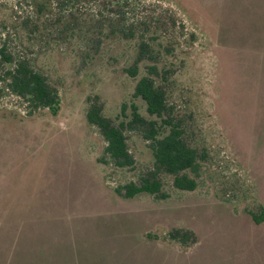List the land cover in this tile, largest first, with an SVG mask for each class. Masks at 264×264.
I'll list each match as a JSON object with an SVG mask.
<instances>
[{
	"label": "rangeland",
	"instance_id": "374dc122",
	"mask_svg": "<svg viewBox=\"0 0 264 264\" xmlns=\"http://www.w3.org/2000/svg\"><path fill=\"white\" fill-rule=\"evenodd\" d=\"M59 11L38 17L28 0H0V42L60 97L51 115L0 92V238L49 241L60 264H264V221L250 215L264 209V0H78ZM13 12L32 40L16 39ZM118 18L134 37L100 39L96 29ZM139 40L167 70L172 114L202 156L198 174L186 172L194 190L157 172L164 199L115 191L155 170L148 142L128 131L135 163L117 167L85 117L91 101L114 120L132 100L124 68ZM175 229L185 243L170 238Z\"/></svg>",
	"mask_w": 264,
	"mask_h": 264
},
{
	"label": "trees",
	"instance_id": "16d2710c",
	"mask_svg": "<svg viewBox=\"0 0 264 264\" xmlns=\"http://www.w3.org/2000/svg\"><path fill=\"white\" fill-rule=\"evenodd\" d=\"M77 1L28 0L38 17L52 13L53 6L61 11L69 3ZM71 14L73 13L70 10L69 16ZM8 17L10 29L15 36L24 34L26 40L33 39L32 34L35 30L27 27L28 18H23L21 21L16 20L15 12L13 15L8 14ZM62 18L64 15L58 14L56 23H64L65 20ZM73 18L75 20V17ZM119 20L120 18L108 23L109 26L106 27L100 25L96 29L100 39H113L116 36L125 40L132 39L134 37L133 30L131 28L125 30V26H119ZM65 23L63 28H72L70 21H67V25ZM2 25L4 28L7 27L4 22ZM63 32L67 33L64 29L62 32H56L54 37L56 42L62 39L60 34ZM7 35H3L4 39L9 37ZM84 54L88 55L87 52ZM135 55L136 58L132 64L124 68L127 75L135 81L131 94L132 100L128 104L124 102L121 104L119 113L114 120L103 113L98 102H89L85 113L87 122L98 129L105 142L104 153L109 161L117 167H132L135 163L128 149V131H137L141 138L148 142L155 170L143 176L138 184L128 182L122 187H117L115 191L120 194L121 189H124L123 197L125 198L148 193L164 199L168 195L163 192L162 184L157 177V172L160 170L173 177L172 184L175 188L194 190L196 181L186 172L197 175L202 156L198 154L195 147L188 143L184 126L180 119L172 114V107L168 104L166 97L167 92L161 85L167 80V70L157 64L149 44L144 40L137 42ZM141 60H148V63L145 64L144 73L138 75V62ZM0 84V92L7 89L10 93L21 98L33 110L47 109L51 115H56L59 111L60 97L57 87L50 84L46 76L33 68L26 58L15 56L13 52L9 51L4 40L0 42ZM136 100L142 102L143 112L135 102ZM1 210L0 207V234L3 230V218L6 215V211ZM250 215L255 223L264 221L263 208L259 213H250ZM169 235L170 238L183 243L188 237L185 234H180V230L177 229L170 231ZM13 236L10 234L6 238H0V264H60L54 260L59 256L54 255L49 241L40 240L41 242H39L37 239L29 237L15 238L16 234Z\"/></svg>",
	"mask_w": 264,
	"mask_h": 264
}]
</instances>
